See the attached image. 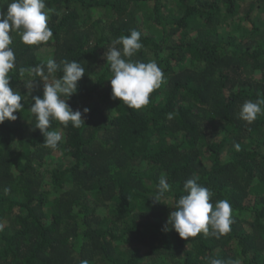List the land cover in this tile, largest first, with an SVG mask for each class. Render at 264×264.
I'll return each mask as SVG.
<instances>
[{"label": "trees", "instance_id": "16d2710c", "mask_svg": "<svg viewBox=\"0 0 264 264\" xmlns=\"http://www.w3.org/2000/svg\"><path fill=\"white\" fill-rule=\"evenodd\" d=\"M45 4L53 38L27 45L11 33L10 83L24 107L0 124V264H264V114L239 118L245 101L264 100V0ZM131 29L143 44L131 59L154 60L164 75L141 109L111 98L105 57ZM48 59L85 67L67 102L90 109L79 128L51 121L62 136L56 149L30 111L44 82L36 77L29 91L33 77L21 74ZM162 175L171 190L154 205ZM194 176L213 204H231L228 233L185 239L162 230Z\"/></svg>", "mask_w": 264, "mask_h": 264}, {"label": "clouds", "instance_id": "9594fccd", "mask_svg": "<svg viewBox=\"0 0 264 264\" xmlns=\"http://www.w3.org/2000/svg\"><path fill=\"white\" fill-rule=\"evenodd\" d=\"M53 11L46 8L45 0H11L6 12L0 10V124L6 119L15 121V113L24 107L21 103L24 97L20 91L14 90L10 83L9 73L15 68L16 62L14 51L9 47L12 43L11 33L20 32L22 42L27 45L48 42L53 38L52 29L48 26ZM141 35L140 31L131 29L130 34L119 36L112 41L105 56L112 73L109 79L111 98H119L129 108L134 109L147 106L150 103V94L164 82L163 72L154 60L143 62L131 59L143 48ZM58 70L63 74L55 78L53 74ZM24 72L33 77L26 85L29 91L35 87L36 77L44 82L43 96L32 97L34 103L31 104L30 111L36 117L35 128L43 134L45 146L56 149L62 136L57 131L49 130L51 121L58 120L65 127L71 122L73 127L79 128L85 124V115L90 111L87 107L83 108V111H74L67 102L77 93L78 83L85 75L86 69L78 60L64 61L61 69L54 59H48L34 68L21 70V74ZM262 106L264 100L245 101L240 108L239 118L251 124L258 115L264 114ZM167 118L172 119V113L167 114ZM239 147V144L235 145L237 150ZM170 190L167 178L162 175L155 194L151 195L153 204L163 203L162 199ZM183 190L185 194L175 201L174 210L163 225V231L174 229L181 238L187 239L201 232L208 235L210 229L211 234L217 237L231 230L233 221L229 201L218 200L213 204L211 198L214 193L198 183V177L195 176L184 182ZM211 264L226 262L212 259ZM227 264H240V261H229Z\"/></svg>", "mask_w": 264, "mask_h": 264}, {"label": "rangeland", "instance_id": "374dc122", "mask_svg": "<svg viewBox=\"0 0 264 264\" xmlns=\"http://www.w3.org/2000/svg\"><path fill=\"white\" fill-rule=\"evenodd\" d=\"M44 53H45V51H44Z\"/></svg>", "mask_w": 264, "mask_h": 264}]
</instances>
